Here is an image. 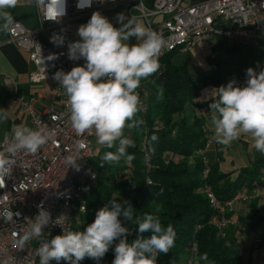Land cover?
I'll use <instances>...</instances> for the list:
<instances>
[{"label":"clouds","instance_id":"1","mask_svg":"<svg viewBox=\"0 0 264 264\" xmlns=\"http://www.w3.org/2000/svg\"><path fill=\"white\" fill-rule=\"evenodd\" d=\"M19 0H0V32H8L15 23L9 9H14ZM44 13V20L60 23L66 15V0H29ZM92 0H78L76 7H90ZM120 27H114L99 11L92 13L86 24L78 27L79 40L69 42L68 58L83 59V65L70 71L58 70L53 79L58 81L67 96V106L72 128L78 135L95 131L97 142L107 151L101 157L99 166L118 163L122 158L131 160L129 148L135 142L124 136L125 127L140 128L143 119L135 118L141 111V100L137 89L141 80L153 76L160 68L159 55L163 47L162 37L146 27L136 17L127 18L117 14ZM126 21V22H125ZM135 38L137 43H131ZM57 46H63L64 35L54 34L50 38ZM39 46V45H38ZM48 60L57 56L49 55ZM244 86L229 81L213 89L211 124L215 142L229 146L241 134H250L254 149L264 156V68L246 70ZM7 121V113L0 112V122ZM50 139V135L39 129L17 125L13 142L6 148L8 155L0 152V188L5 187V178L10 177L14 159L22 152L36 153ZM157 139L155 135L151 137ZM118 142V143H117ZM69 167L80 170V164L68 159ZM38 214L28 219L29 228L20 239L23 246L27 241L39 240L37 255L39 264H51L61 260L68 264H80L86 257L100 261L110 249L114 250L112 264H157L158 254L167 255L175 246L176 232L171 224L162 225L159 216L145 214L143 220L134 217V207L125 200L111 201V206L99 209L95 219L84 231H63L61 235L45 239V227L50 225L51 214L38 206ZM20 213L5 209L0 218L13 222ZM123 218V220L121 219ZM124 222L138 225L139 233L150 232L147 238L139 236L129 242L132 234ZM118 241V242H117ZM207 260V254L201 256Z\"/></svg>","mask_w":264,"mask_h":264},{"label":"built area","instance_id":"2","mask_svg":"<svg viewBox=\"0 0 264 264\" xmlns=\"http://www.w3.org/2000/svg\"><path fill=\"white\" fill-rule=\"evenodd\" d=\"M77 3L78 0H66V15L60 23L44 20L43 11L33 4L37 26L29 29L15 22L7 32V43L29 56L32 67L29 84L39 86L44 81L51 82L55 102L48 106L44 114H39L33 109V99L20 94L11 78L4 79L13 107L28 119L30 128L42 130L50 135V139L34 154L22 152L13 157L11 176L5 178V187L0 188V212L11 209L20 213L14 216L13 222L0 218V264L39 263V240L33 238L23 246L19 243L29 228L28 219L34 218L39 212L38 206L42 205L52 217L50 225L44 229L45 239L61 235L63 231H72L86 212L88 188L96 184L98 177L89 166V162L96 157L93 147L95 131L90 130L83 135L75 132L69 118L67 96L58 81L53 79L58 70L68 72L74 66L83 65V59L73 61L68 58V43L77 41L67 29L68 22L126 3L129 16L132 10H136L146 27L162 37L164 44L159 58L171 52L185 54L199 50L214 60L216 54L213 50L221 41L223 48L237 46L262 53L260 59L249 66L230 71L225 78L227 83L234 80L237 85L244 86L249 67L257 71L264 68V0H206L197 4L185 0H92L91 6L82 10L76 7ZM61 33L65 42L63 46H57L50 38ZM49 55H55L57 59L50 61L47 59ZM140 87L137 89L141 100L139 113L143 114L145 94ZM207 109L205 105L198 107V116L203 120L201 131L209 138ZM12 137L13 133L0 137V152L6 156V148L13 142ZM209 146L210 140L207 139L198 156L203 164L201 190L212 210L208 224L222 239L229 227L237 223L231 218L234 205L246 201L248 195L238 192L226 201L217 197L209 183L210 165L217 163V158L211 161L207 157ZM140 150L145 153L147 162L144 143ZM69 158L80 164L79 171L69 167ZM259 183L264 187V169L259 172ZM251 234L256 243L264 246V239L254 232ZM195 252L193 244L188 249L189 257L185 264H200L193 258ZM59 264H63V260Z\"/></svg>","mask_w":264,"mask_h":264},{"label":"trees","instance_id":"3","mask_svg":"<svg viewBox=\"0 0 264 264\" xmlns=\"http://www.w3.org/2000/svg\"><path fill=\"white\" fill-rule=\"evenodd\" d=\"M213 51L214 54H238L239 69L249 66L262 56L257 50L237 46L223 48L221 41ZM176 55L171 52L160 57L159 70L150 76L153 94L144 113L138 112L135 117L143 119L144 124L133 130L136 146L127 150L133 158H122L118 163L100 167L99 163L105 152L116 150L115 147L108 149L101 146L98 157L89 162L98 177L96 184L88 188L87 208L81 217L82 225L75 226L72 231H84L94 221L97 211L106 205L110 207L113 199L117 202L127 200L134 207V217L142 221L145 214L157 215L162 225L166 227L171 224L176 232L175 246L167 255L158 254L157 264H181L184 253L193 244L196 246L193 258L200 264H248L241 261V251L234 237L229 233L224 239H220L215 228L208 224L212 210L201 190L203 164L198 156L192 167L188 164V159L203 149L205 134L201 131L203 120L195 115L193 122L189 124L184 110L200 97L202 89L227 85L225 78L228 73L222 76L213 70L193 77L185 66L173 64L172 59ZM206 60L213 61L209 58ZM212 102L213 99L207 101L205 106L209 107ZM201 104L198 102L196 106ZM175 115H178L177 120L173 119ZM153 135L157 137L155 141L151 139ZM141 142L145 144L147 162L145 153L140 150ZM168 155L179 157V160L175 162L168 159ZM121 171L130 173L116 178L115 173ZM256 181H259L256 164L241 169L234 181L228 180L226 174L219 172L217 163L210 165L209 183L221 201L232 198L242 189L251 191ZM121 219L123 220L122 217ZM256 220L261 218L255 203L251 202L249 215L240 220V223L251 231L255 228ZM124 224L132 232L128 237L129 242L139 236L147 238L151 235L150 232L139 233L135 223ZM204 254H207V260L201 259ZM113 259L114 250L110 249L100 264H112ZM51 264L56 262L52 261ZM63 264L68 262L63 261ZM80 264H96V261L86 257Z\"/></svg>","mask_w":264,"mask_h":264},{"label":"crops","instance_id":"4","mask_svg":"<svg viewBox=\"0 0 264 264\" xmlns=\"http://www.w3.org/2000/svg\"><path fill=\"white\" fill-rule=\"evenodd\" d=\"M185 1L191 4H197L206 0ZM8 11H10L15 18V22L20 23L25 28L33 29L38 24L36 9L33 4L29 3V0H19L17 6L14 9H9ZM99 12L107 17L113 26L117 28L121 26L117 20L118 13H123L127 18H131L132 16L136 17L146 26L143 19L138 17V12L136 10H132L130 12L131 16L128 15V7L126 3H119L117 5L105 8ZM91 15L92 13L85 14L80 19L72 20L67 23L68 31L75 37L76 40L80 39L77 35L78 27L81 24H86ZM130 42L137 43L135 38H132ZM191 53V55L196 59L201 61L203 60L205 63L207 62L205 53L199 50H193ZM178 55L181 54H177L176 56ZM172 62L175 65H183L187 68L185 62L178 63L174 58L172 59ZM84 63L85 61L83 60V64ZM31 69L32 67L28 54L7 43V32H0V112L7 113V121L0 122V137L5 134L13 133L17 125L31 127L28 119L23 116L17 110V108L13 107L9 90L4 85L5 78H11L15 82L16 86L19 88L20 94L33 99V109L39 114H44L48 106L55 102V95L51 91V82L44 81L39 86H32L29 84L28 78ZM209 70L213 71L210 67L206 66L204 72H210ZM140 86L145 94L144 107L146 109L149 98L153 94V86L151 85L150 77L141 80ZM213 89L215 88H205L204 94L206 97L210 94V96H208L206 99L212 98L211 93ZM197 103L198 100H195L193 105L187 107L184 110L185 118L189 124L193 122L196 115L195 110L197 108ZM210 115H212L211 112ZM173 119L177 120L178 115L173 116ZM207 125L209 127L210 137L213 143L209 148L210 150H208V152L206 151V155L209 159L217 158L218 170L220 173L226 174L228 176V180L234 181L238 177L241 169L247 168L253 164L258 166V172L264 169V156H261V154L253 147L250 151H247V149H243L241 146V144L247 145L248 140L253 142L250 134L242 133L239 139L234 141L231 145L223 146L215 142L211 118ZM239 145L242 149L239 147ZM93 147L97 153L98 150L95 146L94 140ZM98 148L100 147L98 146ZM196 157L197 156L195 155V157L192 156L188 159L189 166L192 167L194 165ZM221 184L222 182L219 183V186H221ZM241 192L246 193L248 195V199L246 201H239L234 205L231 218L237 223L229 227L227 234L230 233L236 240V243L241 251V261L243 263L264 264V246L256 243L253 235L251 234V232H254L256 236L264 239V187L259 183V181H256L254 182L251 191L242 189ZM251 202L255 203L258 215L260 216L261 220H256L255 228L249 231L241 225L240 220L245 219L249 215V206ZM188 257L189 253L186 251L182 257L181 264H185V260ZM202 264L210 263L204 262Z\"/></svg>","mask_w":264,"mask_h":264},{"label":"rangeland","instance_id":"5","mask_svg":"<svg viewBox=\"0 0 264 264\" xmlns=\"http://www.w3.org/2000/svg\"><path fill=\"white\" fill-rule=\"evenodd\" d=\"M191 54H192L191 52H188V53H185V54H181V55L175 56L174 59L178 63L185 62L186 65H187V68H188V72L191 74V76H194V77L195 76H198V75H200L202 73H205L204 72V69L206 68V66L210 67L212 70L217 71L222 76H224L226 73H229L233 69L237 68L238 67L237 63L240 60L239 55L236 54V53L235 54L226 55L225 52H220V53H218V54L215 55V59L213 61H210V62H206L205 63V61H203V60L201 61L199 59H196ZM206 73H209V72H206ZM204 92H205V88L201 90L200 97L198 99H196V100H198L199 104H201V103L204 102L203 104H201V106L205 105V103L207 101L213 99V98H210V97H209L210 99H206L208 96H210V94L206 97V95L204 94ZM196 107L197 108H196L195 111H196V115L198 116L199 115L198 114V107H200V106H196ZM207 108H208L207 109V112H208L209 121H210V118H211L210 112L211 111H210V108L209 107H207ZM208 129H209V127H208ZM133 130L134 129H129V128L125 127V129H124V136L127 137V138H129V139H132L133 140ZM208 137L209 138L205 137V143H206L207 139H209L210 140V146H211L213 142H212V139L210 137V131L208 133ZM94 141H95V146H96V148L98 150V152L96 153L97 154L96 156L98 157L99 151H100V148H101L102 145H100L97 142V139H94ZM142 143H144V142H141V144ZM141 144H140V146H141ZM98 146L100 148H98ZM210 146H209V148H210ZM241 146H242L243 149H247V151H250L251 148L253 147V142H251L250 140H248L247 141V145L246 144H241ZM204 147H205V144H204ZM239 147H240V145H239ZM209 148L206 150L207 152H208V150H210ZM199 152H201V151L195 152L193 154V156H195V155L196 156H199ZM168 159H171V160H174L175 162H177L179 158L178 157H175V156L173 157V156L168 155ZM214 159L215 158L210 159V160L212 161ZM129 173H130L129 171H127V172H124V171L116 172L115 173V176H116V178H121L123 176H128ZM79 225H82V222H80L77 226H79ZM226 236H227V233H226L225 237ZM224 238H222V239H224Z\"/></svg>","mask_w":264,"mask_h":264}]
</instances>
